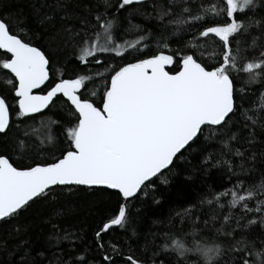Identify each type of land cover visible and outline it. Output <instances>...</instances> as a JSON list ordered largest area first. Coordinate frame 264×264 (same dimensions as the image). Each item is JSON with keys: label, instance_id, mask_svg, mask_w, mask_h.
<instances>
[{"label": "snow or ice", "instance_id": "obj_1", "mask_svg": "<svg viewBox=\"0 0 264 264\" xmlns=\"http://www.w3.org/2000/svg\"><path fill=\"white\" fill-rule=\"evenodd\" d=\"M26 2L27 12H4L10 4L0 0V70L10 93L0 95V226L11 224L0 236V264H264V0ZM68 48L80 64L106 70L70 74L71 60L54 68L52 53ZM58 100L66 121L48 123L64 141L48 142L59 155L37 158L13 117H43ZM192 155L199 168L185 182L216 171L231 187L204 183L198 199L153 219L164 230L142 234L143 259L104 239L113 229L127 234L125 243L139 238L142 209L161 205L159 186ZM89 193L115 196L91 256L77 253L82 235L52 223L63 216L61 197ZM37 202L53 206L43 239L20 222ZM174 218L191 231L176 238L167 227Z\"/></svg>", "mask_w": 264, "mask_h": 264}, {"label": "trees", "instance_id": "obj_2", "mask_svg": "<svg viewBox=\"0 0 264 264\" xmlns=\"http://www.w3.org/2000/svg\"><path fill=\"white\" fill-rule=\"evenodd\" d=\"M200 0H196V3H199ZM5 3L10 4V8H5L4 12L7 11H18L21 7L25 12L27 9L26 0H5ZM136 23H145L146 26L151 27L150 22H145L140 19H135ZM135 35L128 36L125 39L131 41L135 39ZM173 47H178L179 45L173 43ZM78 50H73L72 48H68L67 51L53 52V67L61 68L63 66V62L66 60H71V63L67 65L69 69V73L76 72L83 75H94L97 72L105 71L106 65H95L89 63L87 66L80 64L79 61L75 59V56L78 55ZM106 54H98L97 58H103ZM131 60V57L128 58ZM56 61H60L61 63H56ZM127 62V61H125ZM108 63H113V61L109 60ZM115 63H120V61H115ZM7 74L5 70H0V95L9 96L10 93L5 84L7 79ZM65 78H69L66 76ZM256 88L255 85L252 86ZM92 88V85L89 84V89ZM259 89H257V92ZM249 99H257L253 97L249 92ZM9 103H12V100L9 99ZM257 103H264V98L257 99ZM247 106V105H246ZM68 113V106L62 104L59 100L53 106L51 111H45L44 116L41 117L39 115L36 116L35 120H27L23 123L16 121L15 117L14 123H19V130L15 133L18 137L24 138V133H28V143L35 150V155L37 158H48L51 159L55 156L59 155V151L57 147L52 146V144H48V136L52 135L57 137L58 141H64V136L61 134L63 129L58 127L55 124H44V122L51 117L52 120H60L62 122L66 121ZM40 119H43L44 122L37 123ZM43 125L40 131L36 130L39 128L38 125ZM37 136L41 138L38 139ZM59 146L67 147L66 144H61ZM10 154L13 155V158L16 159L17 154L11 152V148H8ZM188 160L191 161L190 164H178V170L181 175L177 176L172 183L165 187L159 186V190L157 195L162 198L161 205L156 207L148 203L141 211V222L138 226V232L141 234L139 238H133L127 243H125L126 233L113 229L107 235H105L104 239L111 240L113 242L120 243L124 248V254H131L136 258L143 259L145 257V253L141 250L142 245L144 243L143 233L147 232L149 229L153 232L164 230V226L160 224H152L153 219H157L161 216H165L170 207H174L177 211L183 208L186 204L192 202L193 200L198 199V195L203 191L202 185L204 183L212 184L216 188V190H220L221 187H231L228 185L226 181L221 179V176L218 172L212 171L210 176L205 177L203 172L195 175L193 181L185 182L183 177L190 169L199 168L200 157L198 155H192L188 157ZM17 164H26L29 161L24 160H16ZM115 196L113 195L109 198L106 195L100 194H81L78 198L61 197L58 201L57 210L63 213V216L60 219H53L52 223H58L59 226L63 229H67L68 231L79 233L83 236V243H80L77 248V253H88L91 256L93 253L88 252L89 246L92 244V236L95 230H97V226L100 224L101 219L106 213V210L114 203ZM53 210V206L46 205L43 202H37L32 206V208L22 215L20 218L21 223L30 224V232L33 239L36 238L37 235H40L41 239L43 236L48 234L50 225L48 223H44L51 215ZM203 211H210L209 206L205 205ZM12 223H16L13 221ZM175 227L168 225L167 227L171 228L173 233H176V238H180V230L184 229V232L191 231V224L182 223L179 219L174 218ZM11 229V224L0 226V236L6 234L7 230ZM131 229H129L130 233ZM61 247H67V243L61 245ZM95 250L93 249V252ZM117 264H124L122 260H118Z\"/></svg>", "mask_w": 264, "mask_h": 264}, {"label": "rangeland", "instance_id": "obj_3", "mask_svg": "<svg viewBox=\"0 0 264 264\" xmlns=\"http://www.w3.org/2000/svg\"><path fill=\"white\" fill-rule=\"evenodd\" d=\"M40 122H41V123L44 122L43 119H40L39 121H37V123H40ZM47 123H48V119L44 122V124L47 125ZM38 126H39V128L36 129V130H38V131H40V130L42 129V127H44L42 124H41V125H38ZM36 137H37L38 139L41 138L40 136H37V135H36ZM47 142H48V141H47ZM48 144L51 145L52 143H49V142H48ZM52 146H54V145L52 144Z\"/></svg>", "mask_w": 264, "mask_h": 264}, {"label": "water", "instance_id": "obj_4", "mask_svg": "<svg viewBox=\"0 0 264 264\" xmlns=\"http://www.w3.org/2000/svg\"><path fill=\"white\" fill-rule=\"evenodd\" d=\"M6 71V70H5Z\"/></svg>", "mask_w": 264, "mask_h": 264}]
</instances>
